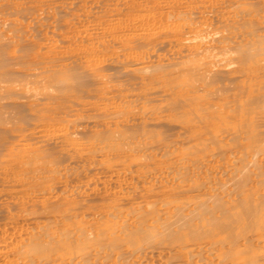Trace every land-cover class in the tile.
<instances>
[{"label":"bare ground","instance_id":"1","mask_svg":"<svg viewBox=\"0 0 264 264\" xmlns=\"http://www.w3.org/2000/svg\"><path fill=\"white\" fill-rule=\"evenodd\" d=\"M54 1L0 0V264H264V0Z\"/></svg>","mask_w":264,"mask_h":264},{"label":"rangeland","instance_id":"2","mask_svg":"<svg viewBox=\"0 0 264 264\" xmlns=\"http://www.w3.org/2000/svg\"><path fill=\"white\" fill-rule=\"evenodd\" d=\"M57 1H58V0H55L54 2H57ZM77 1H78V4H80V6H81V8H79V10L81 9L82 12H81V10H80V11L77 10V12L75 11L76 13L74 12L75 15H74V14H73V15H74L77 19H76L75 17H73V18H74L73 20L76 19V22H77L79 19L81 20L82 15L84 16L85 14H87L86 16L89 17V15H91V14L93 13L92 11H95V12L91 15L92 17L98 12V14L96 15V16H98V17H95V16H94L93 18H95L96 20L98 19L99 21H98V20H97V21L100 22V23L102 22V21H100V20H107V21L113 20L112 22H115V21H117V18H121V17H118V16H114V15H112V14H109V17H108V14H106V12H104V11H105V7H103L102 5H100V6H101L102 8H104V9H101V10H103V12H101V10H100L101 7L95 2L96 0H95V1L92 0L91 3H90V0H77ZM93 2H94L95 4H97L96 7L99 8V9L95 8V10H94L95 4H94ZM139 2H140V1H139ZM55 4H57L59 8H60V4H62V6H61V7H62V8H61L62 10H63V9H66L65 11L73 10V8H72L71 6H68L69 3H68L67 1H66V2H63V3L60 1V2H57V3H55ZM98 6H99V7H98ZM118 8H120V7H118ZM92 9H93V10H92ZM96 9H97V10H96ZM120 9H121V8H120ZM84 10H86V11H84ZM87 10L90 11V12H92V13H88ZM98 10L100 11V13H99ZM83 12H84V13H83ZM86 12H87V13H86ZM81 13H82V14H81ZM104 13L107 15L108 18H107V17H104V16H106ZM78 14H80V15H78ZM102 14L104 15L103 17L100 16V15H102ZM99 16H100V17H99ZM113 16H114V18H113ZM121 16H123V14H122ZM3 17H4V16H1L0 18L2 19ZM84 17H85V16H84ZM92 17H91V19H92V23H91V20L88 19L89 22H90V25H93V24L96 25L95 23H96L97 21L94 19V20L96 21V22H94V20H93ZM99 18H100V19H99ZM102 18H103V19H102ZM104 18H105V19H104ZM1 19H0V20H1ZM4 19H5V17H4ZM88 20H87V21H88ZM4 21H5V20L2 19V22H4ZM70 21H71V20H70ZM70 21H69V23L72 24V22H70ZM107 21H103L102 23L107 22ZM74 22H75V21H74ZM97 24H98V23H97ZM51 42H52V43H51V48L53 49V52H58L59 50L62 51V48H63V46H64L63 44L61 45L58 41H54V42L51 41ZM56 42H57V43H56ZM65 46H66V45H65ZM64 48H65V47H64ZM113 50H114V49H113Z\"/></svg>","mask_w":264,"mask_h":264}]
</instances>
